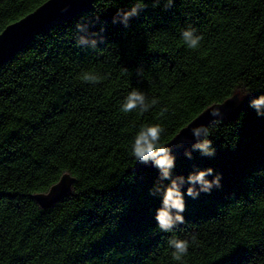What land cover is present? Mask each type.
<instances>
[{
    "label": "trees",
    "instance_id": "1",
    "mask_svg": "<svg viewBox=\"0 0 264 264\" xmlns=\"http://www.w3.org/2000/svg\"><path fill=\"white\" fill-rule=\"evenodd\" d=\"M46 1L0 0V33ZM156 2L97 1L0 66V264H264V116L248 107L210 125L215 155L190 151L169 179L138 171L132 155L144 125L160 124L165 145L209 106L264 95V0ZM137 4L147 7L125 25ZM190 28L196 49L181 36ZM132 90L158 103L125 113ZM209 168L221 186L206 194L187 181ZM64 174L70 194L40 208L33 195ZM177 177L185 223L164 232L155 216ZM173 238L191 245L180 261Z\"/></svg>",
    "mask_w": 264,
    "mask_h": 264
},
{
    "label": "clouds",
    "instance_id": "2",
    "mask_svg": "<svg viewBox=\"0 0 264 264\" xmlns=\"http://www.w3.org/2000/svg\"><path fill=\"white\" fill-rule=\"evenodd\" d=\"M173 5V0H167L165 8L171 7ZM158 6V0L153 4V7ZM147 5L137 4L135 5L131 11L124 12L122 14L123 20L122 22L127 24V20L131 16H135L138 14V10H142L146 8ZM68 8H62L61 12H67ZM115 19H113V23H115ZM76 28L81 30V25L77 24ZM103 30V29H102ZM181 36L186 43V45L191 49H196L200 46V42L203 40L202 36L195 35V29H187L181 33ZM86 39L84 37L79 38L78 43L84 44L86 43ZM95 41H93V44ZM85 81L94 82L95 76L87 75L83 77ZM145 94L141 93L137 90H132L128 93L125 98L124 103L122 104L121 110L125 113H130L134 110L139 109L141 114L148 112L149 109L155 106L158 101L153 99L150 105H145ZM249 107L256 110L257 116H264V112H261L260 109L264 107V95H260L259 97L253 99L249 103ZM167 111V109H164ZM209 114L211 117L219 118L213 119L211 124H218L223 121V113L220 108H213ZM163 115V112L161 113ZM209 125V126H210ZM209 126L200 125L197 127L191 128V132L195 135V137L199 138L201 133L205 135L209 134ZM165 132V129L160 125H144L141 127L139 132L136 134L134 138V143L132 144V155L133 157L140 163L147 165L150 161L153 166L158 168L161 172L162 179H169L171 169L175 166L176 157L172 154V150L169 147L163 146L161 141V136ZM211 141L205 139L202 143H197L193 146L194 149H198L204 156H213L215 155V149L211 147ZM186 156L191 158V153L186 152ZM212 169H206L204 171H199L196 174H191L188 176V183L190 185L200 184V191L206 194L211 193V189L213 185L220 187L221 176H217L215 180L208 181L205 179L207 175L212 174ZM179 181V183H178ZM184 183L183 177H177L175 180H172L171 185L168 186L164 190L163 195V207L157 210L155 220L158 223L159 228L164 232L171 231L176 224L185 223L184 216L181 213L185 212L186 205L184 200L185 193L180 191V184ZM198 192L195 187H189L187 189L186 195L195 199L198 196ZM172 210H175L177 213L174 217L171 215ZM169 246L174 249L172 252L173 258L177 261H180L182 257L188 255V250L190 248V242L187 239H177L173 238L168 241ZM191 243H196V236H192Z\"/></svg>",
    "mask_w": 264,
    "mask_h": 264
},
{
    "label": "water",
    "instance_id": "3",
    "mask_svg": "<svg viewBox=\"0 0 264 264\" xmlns=\"http://www.w3.org/2000/svg\"><path fill=\"white\" fill-rule=\"evenodd\" d=\"M97 1L105 0H47L30 14L8 25L0 33V66L26 48L34 37L62 20L88 11ZM65 7L68 11L61 12V9ZM251 100H253L252 96L233 94L223 102L209 106L163 146L171 148L176 159L183 157L186 152L196 150L193 146L202 143L205 135L201 133L197 138L191 132V128L200 125L209 126L213 119H219L209 114L213 108H220L223 121H233L249 107ZM136 169L144 173L159 170L153 166L151 161L147 165L137 161ZM73 184L74 178L69 174H64L47 192L35 194L33 199L40 208L48 209L65 199L70 194Z\"/></svg>",
    "mask_w": 264,
    "mask_h": 264
},
{
    "label": "rangeland",
    "instance_id": "4",
    "mask_svg": "<svg viewBox=\"0 0 264 264\" xmlns=\"http://www.w3.org/2000/svg\"><path fill=\"white\" fill-rule=\"evenodd\" d=\"M240 94H243V92L241 91Z\"/></svg>",
    "mask_w": 264,
    "mask_h": 264
}]
</instances>
